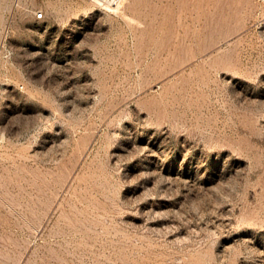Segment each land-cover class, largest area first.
Masks as SVG:
<instances>
[{"label": "rangeland", "instance_id": "obj_1", "mask_svg": "<svg viewBox=\"0 0 264 264\" xmlns=\"http://www.w3.org/2000/svg\"><path fill=\"white\" fill-rule=\"evenodd\" d=\"M0 264H264V0H0Z\"/></svg>", "mask_w": 264, "mask_h": 264}, {"label": "built area", "instance_id": "obj_2", "mask_svg": "<svg viewBox=\"0 0 264 264\" xmlns=\"http://www.w3.org/2000/svg\"><path fill=\"white\" fill-rule=\"evenodd\" d=\"M36 17L38 19H42L44 17V13L43 12H38V13H36Z\"/></svg>", "mask_w": 264, "mask_h": 264}]
</instances>
